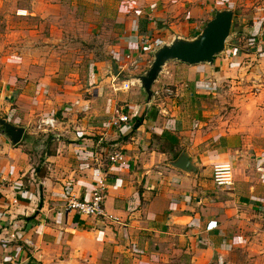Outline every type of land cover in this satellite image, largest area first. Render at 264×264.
Wrapping results in <instances>:
<instances>
[{"label":"crops","instance_id":"1","mask_svg":"<svg viewBox=\"0 0 264 264\" xmlns=\"http://www.w3.org/2000/svg\"><path fill=\"white\" fill-rule=\"evenodd\" d=\"M172 1L189 7L191 15L201 14L198 7L208 2L237 7L242 22L235 34L238 39L245 35V41L213 66L169 63L153 91L171 88L177 98L216 96L220 82L232 76L234 89H242L236 95L241 111L264 110V0ZM16 2L0 0V119L26 131L13 147L0 129V264H237L233 258L242 245L249 260L264 261V177L262 185H250L247 176L251 158L264 174V147L254 144L253 134L237 129L249 121L236 117L234 134L216 137L184 131L188 120L174 105L177 98L155 96L147 106V95L130 80L146 71L160 45L170 42L157 36V47L150 45L149 35L156 36L153 31L161 24L147 25L143 31L150 34L143 37L119 3L118 37L101 58L88 61L92 82L59 92L70 55L56 49L47 62L44 45L32 46L28 30L11 23ZM166 2L153 0L144 12L157 6L153 11L163 12ZM113 62L120 70L117 77ZM245 80L250 83L242 88ZM124 83L129 90L119 89ZM80 105H88L89 112ZM117 111L131 122L113 126ZM135 116H143L136 129ZM48 119L55 120L53 129L42 124ZM53 135L59 139L46 158ZM115 152L123 153L126 165L112 164ZM182 153L198 167L197 175L170 166ZM222 163L234 167L235 183L228 189L212 181L213 167ZM101 180L110 218L67 210L72 193L90 200Z\"/></svg>","mask_w":264,"mask_h":264},{"label":"rangeland","instance_id":"2","mask_svg":"<svg viewBox=\"0 0 264 264\" xmlns=\"http://www.w3.org/2000/svg\"><path fill=\"white\" fill-rule=\"evenodd\" d=\"M166 1L164 8L161 9L163 12H158L160 10L153 11L158 8L157 6L147 13L146 11L144 12V9L147 10L153 0H17L15 3L17 8L16 15H14L16 18H13L11 23L14 26L18 24L17 28L25 27L28 30L32 46L44 45L46 53L45 51L42 52L45 54L44 57L47 62H49L56 49L62 50L64 55H70L69 59L71 60L65 63L68 73L60 79L58 84L60 87L57 86V90L60 92L65 86H76L80 83L88 86L92 82L90 81L91 69L88 61L92 57L101 58L99 56L104 53V49L109 44L112 45L118 37L119 27L116 21L119 13V10L117 12L119 3L124 5L126 20L131 25L132 21L139 24L137 31L143 37L149 33L147 30L143 31L147 25L154 22L161 24L159 29L153 31L156 36L153 34L149 35V38L154 40L151 41L150 45H155V47L158 45L156 40H160L164 35L168 37L169 41L172 40L174 35H180L178 33H184L188 38L194 37L193 35L198 34L208 20L213 18L216 10L228 8L226 7L228 5H225V2L222 1L208 2L198 5V8L201 9V14L191 15L189 7L186 9L179 2ZM232 7L234 8V5ZM33 8L39 11L37 16L28 13L33 11ZM231 10H234V22L230 37L226 43L224 55H233L235 52L233 51L234 48L245 41L243 39L245 35L238 39L234 30L235 24L240 28L242 17H240L241 13L239 11L241 12V10L237 7ZM27 13V17H17V14L26 15ZM130 17H132L131 20L129 19ZM239 40L240 42H238ZM56 42H58L59 46H55ZM82 59L85 61L81 62ZM86 60L87 64H85ZM52 67H54V63ZM72 70H81L82 73H79V77H77L74 76V72L71 73ZM225 77L220 82L219 89L221 91L216 96L210 93L192 97L187 93L182 98H172L173 100L177 98L176 101L174 100L176 103L174 105L180 109L179 112L182 119L188 120V123L186 122L183 125L184 131H191L190 133L200 132V134L207 133L216 137L220 134L233 133L234 124L231 125V123L234 122V118L237 117L243 120L245 117L244 121L246 123L249 121L248 125L240 126L237 129L253 134L255 139L258 140L254 144L264 147V110L248 109L245 115L241 111V106L236 104V95L242 89H234V85L237 84H234L232 76ZM249 83V80H245L242 88H245ZM159 86L156 83L153 88H159ZM185 89L187 90V88ZM245 92L249 94L248 90H244ZM238 104L241 105L242 103L238 102ZM250 161L252 166L247 169V176L250 179L249 184L262 185L264 174L260 175L262 171L255 164L258 160L251 158ZM244 247L242 245V247L237 248L239 250L238 253L234 252L237 253L233 258L234 262L237 264H257L256 258L251 261L244 255L245 253L242 251ZM220 263L218 262V264ZM258 264H264V261L260 260Z\"/></svg>","mask_w":264,"mask_h":264},{"label":"water","instance_id":"3","mask_svg":"<svg viewBox=\"0 0 264 264\" xmlns=\"http://www.w3.org/2000/svg\"><path fill=\"white\" fill-rule=\"evenodd\" d=\"M234 22V11L229 8L218 9L212 19L208 20L201 31L192 38L175 35L169 43L161 45L153 54V60L146 71L132 77L147 95V106L154 100L153 87L159 81L169 63L175 62L189 66H213L216 59L225 54L226 43L230 37ZM120 70L112 63V74L117 77ZM0 126L10 144L15 147L22 141L26 128L14 125L6 119H0ZM57 135L51 136L47 145L46 158L51 144L58 140ZM174 169L186 175H197L198 167L187 153H182L179 159L170 164Z\"/></svg>","mask_w":264,"mask_h":264},{"label":"built area","instance_id":"4","mask_svg":"<svg viewBox=\"0 0 264 264\" xmlns=\"http://www.w3.org/2000/svg\"><path fill=\"white\" fill-rule=\"evenodd\" d=\"M132 65H136V62L133 61ZM130 85L124 83V85L119 88L121 90H129ZM175 91L171 88H165L163 92L155 91L153 94L157 97L165 94L170 97H177ZM75 105H79V102H76ZM82 112H89L90 107L88 105H80ZM132 118L126 114L124 111H117L116 115L112 118L111 124L113 126H120L126 123H130ZM44 126L53 129L56 125L54 119H48L43 121ZM110 161L112 164L126 165L127 161L122 152H115L110 156ZM98 170L94 171V175L98 176ZM212 181L216 188H231L234 186V167L231 163H222L217 164L213 167ZM105 183L103 180L99 181L93 189V196L90 200H84L78 197L75 193L70 195L69 201L67 203V210L73 211L80 217L86 218H110L107 215L104 207L105 199Z\"/></svg>","mask_w":264,"mask_h":264},{"label":"trees","instance_id":"5","mask_svg":"<svg viewBox=\"0 0 264 264\" xmlns=\"http://www.w3.org/2000/svg\"><path fill=\"white\" fill-rule=\"evenodd\" d=\"M145 25H146V24H145ZM236 26H237V25L235 24L234 28H236ZM234 30H236V29H234ZM193 36H194V35H193ZM142 119H143V116H141V117H137V116H135V117H134V120H135L134 129H136V128L140 125ZM0 129H3V128L0 126ZM49 139H50V138H49Z\"/></svg>","mask_w":264,"mask_h":264}]
</instances>
